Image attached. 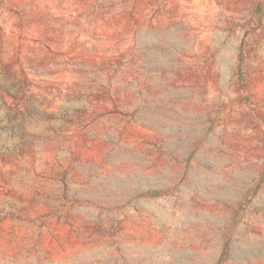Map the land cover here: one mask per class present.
I'll use <instances>...</instances> for the list:
<instances>
[{
  "label": "rangeland",
  "instance_id": "1",
  "mask_svg": "<svg viewBox=\"0 0 264 264\" xmlns=\"http://www.w3.org/2000/svg\"><path fill=\"white\" fill-rule=\"evenodd\" d=\"M0 264H264V0H0Z\"/></svg>",
  "mask_w": 264,
  "mask_h": 264
}]
</instances>
